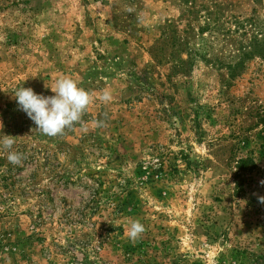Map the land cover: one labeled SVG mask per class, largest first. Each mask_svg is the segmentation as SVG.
Returning <instances> with one entry per match:
<instances>
[{"label": "rangeland", "instance_id": "obj_1", "mask_svg": "<svg viewBox=\"0 0 264 264\" xmlns=\"http://www.w3.org/2000/svg\"><path fill=\"white\" fill-rule=\"evenodd\" d=\"M252 18L264 0H0V138L26 156L0 149V264H264ZM61 74L114 99L53 138L12 94Z\"/></svg>", "mask_w": 264, "mask_h": 264}, {"label": "clouds", "instance_id": "obj_2", "mask_svg": "<svg viewBox=\"0 0 264 264\" xmlns=\"http://www.w3.org/2000/svg\"><path fill=\"white\" fill-rule=\"evenodd\" d=\"M50 88L54 95L44 96L37 94L31 87H20L13 95L19 110L35 124L36 130L48 137H57L65 134L66 130L73 129L77 124L86 129L83 116L94 101L99 100L107 105L114 99L110 89L105 88L100 93H92L79 85V81L70 75H59ZM96 127H105L103 120L94 122ZM16 137L3 135L0 138V149L7 150V160L13 165H21L26 159L25 154L12 151ZM264 186V180L260 181ZM258 201L264 204V196H258ZM146 231L139 220H131L126 230L127 238L136 242Z\"/></svg>", "mask_w": 264, "mask_h": 264}, {"label": "trees", "instance_id": "obj_3", "mask_svg": "<svg viewBox=\"0 0 264 264\" xmlns=\"http://www.w3.org/2000/svg\"><path fill=\"white\" fill-rule=\"evenodd\" d=\"M186 2L190 0H184ZM209 16V15H208ZM234 24L236 25V29H244L245 26H248L250 29L254 31V34L251 35L249 47L251 51L247 54V56H258L264 58V23L256 22L253 18L244 20V21H237L234 20ZM246 33V31H243Z\"/></svg>", "mask_w": 264, "mask_h": 264}]
</instances>
